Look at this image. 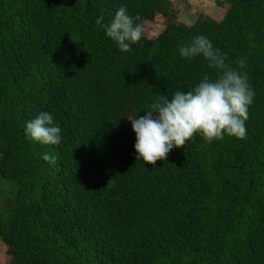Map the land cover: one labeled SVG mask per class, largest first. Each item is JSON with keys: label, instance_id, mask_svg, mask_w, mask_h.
<instances>
[{"label": "trees", "instance_id": "trees-1", "mask_svg": "<svg viewBox=\"0 0 264 264\" xmlns=\"http://www.w3.org/2000/svg\"><path fill=\"white\" fill-rule=\"evenodd\" d=\"M216 4L220 18L199 12L185 25L169 0H0L5 264H264V0ZM120 7L143 28L127 53L96 24ZM197 35L248 77L246 139L197 134L144 164L128 119L214 77L202 58L179 55ZM43 111L61 128L58 145L25 135Z\"/></svg>", "mask_w": 264, "mask_h": 264}, {"label": "clouds", "instance_id": "clouds-1", "mask_svg": "<svg viewBox=\"0 0 264 264\" xmlns=\"http://www.w3.org/2000/svg\"><path fill=\"white\" fill-rule=\"evenodd\" d=\"M139 15L128 14L120 7L111 21L102 24L101 14L96 24L105 30L107 38L116 43L121 52L127 53L143 38ZM181 58H202L215 75L204 74L188 91H175L171 97L158 94L144 111L145 115L128 119L136 136V160L155 166L166 161L174 149L182 148L187 141L199 134L205 142L223 140L225 136L246 139L248 109L254 101V91L248 77L228 61L227 54L214 47L207 36L197 35L178 48ZM246 61H237L243 68ZM61 128L47 111L41 112L25 127V135L41 145H58ZM43 160L54 165L57 157L43 154Z\"/></svg>", "mask_w": 264, "mask_h": 264}, {"label": "rangeland", "instance_id": "rangeland-1", "mask_svg": "<svg viewBox=\"0 0 264 264\" xmlns=\"http://www.w3.org/2000/svg\"><path fill=\"white\" fill-rule=\"evenodd\" d=\"M172 6L177 10V22L189 25L194 20V14L203 12L213 18H220L225 10V6L216 4L219 0H169ZM162 19L155 17L153 22L147 27L150 28V34H155L160 27ZM12 193L10 183L0 179V214L3 212L4 205ZM6 256L0 248V264H5Z\"/></svg>", "mask_w": 264, "mask_h": 264}]
</instances>
